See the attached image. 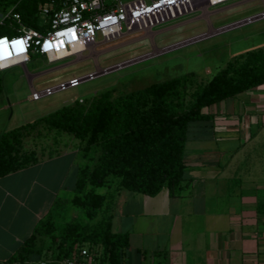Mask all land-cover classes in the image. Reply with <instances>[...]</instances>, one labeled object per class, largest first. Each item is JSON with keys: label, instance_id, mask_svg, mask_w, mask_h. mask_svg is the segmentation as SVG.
Here are the masks:
<instances>
[{"label": "trees", "instance_id": "16d2710c", "mask_svg": "<svg viewBox=\"0 0 264 264\" xmlns=\"http://www.w3.org/2000/svg\"><path fill=\"white\" fill-rule=\"evenodd\" d=\"M52 1L57 9L63 5V0H0V11L19 14L27 27L39 29L42 6ZM12 20L7 17L4 24ZM15 34L0 25V37ZM197 79L195 73H188L137 91L118 94L114 89L0 133V179L42 161L44 156L37 150L25 147L26 139L42 128L74 137L85 155L93 151V164L77 170L69 201L83 211L84 219L60 222L69 203L58 199L7 263L37 261L43 251L38 243L48 238V264L76 257L85 247L100 248L110 264H126L130 235L113 231L110 213L117 195L130 191L156 197L167 190L172 198L183 197L190 185L185 174L191 126L212 121L209 108L264 86V48L234 57L207 83ZM194 87L187 99L189 88ZM101 212L105 215L92 225Z\"/></svg>", "mask_w": 264, "mask_h": 264}, {"label": "crops", "instance_id": "0c3cea01", "mask_svg": "<svg viewBox=\"0 0 264 264\" xmlns=\"http://www.w3.org/2000/svg\"><path fill=\"white\" fill-rule=\"evenodd\" d=\"M240 97V111L223 102L208 109L212 121L191 126L183 197L167 190L156 197L117 195L110 213L113 231L130 235L126 264H264V86ZM3 106L0 133L8 130ZM71 154L44 157L0 179V264H11L56 201L72 192L67 181L77 158Z\"/></svg>", "mask_w": 264, "mask_h": 264}, {"label": "rangeland", "instance_id": "374dc122", "mask_svg": "<svg viewBox=\"0 0 264 264\" xmlns=\"http://www.w3.org/2000/svg\"><path fill=\"white\" fill-rule=\"evenodd\" d=\"M241 1L235 0L213 7L210 11L225 8ZM6 13L0 11V25ZM262 13H264V0H251L211 14L209 20L199 18L175 26L180 22L200 16L199 13H195L155 27L153 29L155 34L147 35L145 32H137L112 42L99 44L95 50H88L82 59L72 64L71 62H74L76 58L50 64L45 57L34 56L27 64V70L19 66L2 75L4 93L0 101L4 105L6 118L3 130L14 129L33 122L77 101L84 100L87 103L95 96L114 89L118 94L137 91L188 73H195L198 77L197 81L207 83L234 57L264 48V19L222 33L214 31ZM3 25L8 26L13 32H16L15 29L19 27L13 20L5 22V24L3 22ZM203 35L209 36L203 40L164 52V49L168 47ZM97 42H103V38L99 36ZM143 56L150 57L120 70L87 80L78 87L56 91L52 95L43 96L36 101L30 98L34 91L42 93L61 84H68L72 79L86 78L91 74ZM194 89L195 87L189 88L187 99L190 98ZM240 98L239 96L224 102L229 109L240 111L243 105ZM218 106L222 107L224 103L216 105V107ZM10 117H12L11 120H9ZM25 147L29 150H37L39 155L44 157H48L50 153L60 155L66 151L72 152L70 156H76L77 167L75 173H71L68 177L67 186L70 188L75 185L77 170L87 164H93L91 161L93 151L85 155L77 139L69 134H59L46 128H42L39 133L35 132L33 136L26 139ZM100 192L107 193V190L101 189ZM73 196L72 190L68 197H64V200L69 203ZM104 215L105 213L101 212L96 219L91 221V224H96ZM83 219V211L69 203L60 222ZM50 244L51 240L48 238L42 239L38 243V248L43 250L42 255L37 257L39 258L37 261L32 260V264H48L51 253L46 249Z\"/></svg>", "mask_w": 264, "mask_h": 264}, {"label": "built area", "instance_id": "2783aa9c", "mask_svg": "<svg viewBox=\"0 0 264 264\" xmlns=\"http://www.w3.org/2000/svg\"><path fill=\"white\" fill-rule=\"evenodd\" d=\"M232 1L235 0H63L58 9L52 1L42 6L39 29L27 27L19 14L10 11L3 22L12 18L19 27L15 35L0 37V71L26 67L34 56L45 57L50 64L79 60L99 44L137 32L155 34V27L185 16L199 13L200 18L208 20L211 8ZM99 36L103 38L101 43L97 42ZM86 78L72 79L42 93L34 91L31 99L36 101L56 91L78 87ZM60 264L110 263L100 248L85 247L76 257Z\"/></svg>", "mask_w": 264, "mask_h": 264}, {"label": "water", "instance_id": "95a60500", "mask_svg": "<svg viewBox=\"0 0 264 264\" xmlns=\"http://www.w3.org/2000/svg\"><path fill=\"white\" fill-rule=\"evenodd\" d=\"M264 18V13L263 14H260L258 16H255V17H252V18H249V19H246L242 22H239V23H236L234 25H231V26H228V27H225V28H222L220 30H216L215 33H222V32H226V31H229V30H232V29H235V28H238L240 26H243L245 24H248V23H251V22H255L259 19H262ZM209 35H203V36H199V37H196L194 39H191V40H188V41H185V42H182L180 44H177V45H174L172 47H168L166 49H164V52H167V51H171V50H174V49H177L179 47H182V46H186L188 44H191V43H194V42H197V41H200V40H203L205 38H207ZM150 56H143V57H140L138 59H135V60H131V61H128L126 63H122V64H119L115 67H112V68H109V69H105V70H102V72H97L95 74H91L89 75L85 80H91V79H94V78H97L99 76H102V75H105V74H108V73H111V72H114V71H117V70H120L122 68H125V67H128L130 65H133V64H136L138 62H141L143 60H146L148 59ZM32 78V77H31Z\"/></svg>", "mask_w": 264, "mask_h": 264}, {"label": "snow or ice", "instance_id": "6c2138e0", "mask_svg": "<svg viewBox=\"0 0 264 264\" xmlns=\"http://www.w3.org/2000/svg\"><path fill=\"white\" fill-rule=\"evenodd\" d=\"M0 43H2V42H0Z\"/></svg>", "mask_w": 264, "mask_h": 264}]
</instances>
